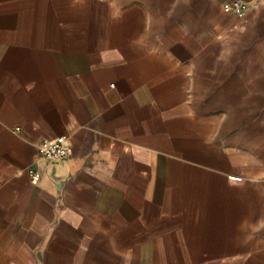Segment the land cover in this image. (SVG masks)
Returning a JSON list of instances; mask_svg holds the SVG:
<instances>
[{"label": "crops", "instance_id": "0c3cea01", "mask_svg": "<svg viewBox=\"0 0 264 264\" xmlns=\"http://www.w3.org/2000/svg\"><path fill=\"white\" fill-rule=\"evenodd\" d=\"M228 1L0 0V264H264V0Z\"/></svg>", "mask_w": 264, "mask_h": 264}, {"label": "built area", "instance_id": "2783aa9c", "mask_svg": "<svg viewBox=\"0 0 264 264\" xmlns=\"http://www.w3.org/2000/svg\"><path fill=\"white\" fill-rule=\"evenodd\" d=\"M250 7L247 0H230L223 4L226 12L234 14L236 17L242 18L246 15ZM68 154V146L65 136H58L54 139H43L37 145L36 162L40 160L57 161L65 158ZM30 179L37 180L40 177V170L33 165L28 168Z\"/></svg>", "mask_w": 264, "mask_h": 264}]
</instances>
